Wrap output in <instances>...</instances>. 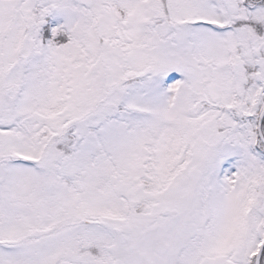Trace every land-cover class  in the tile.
<instances>
[{"label": "snow or ice", "instance_id": "obj_1", "mask_svg": "<svg viewBox=\"0 0 264 264\" xmlns=\"http://www.w3.org/2000/svg\"><path fill=\"white\" fill-rule=\"evenodd\" d=\"M0 264H264V0H0Z\"/></svg>", "mask_w": 264, "mask_h": 264}]
</instances>
